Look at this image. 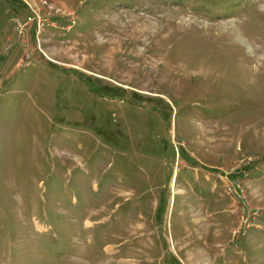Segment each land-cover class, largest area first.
<instances>
[{"label":"rangeland","instance_id":"rangeland-1","mask_svg":"<svg viewBox=\"0 0 264 264\" xmlns=\"http://www.w3.org/2000/svg\"><path fill=\"white\" fill-rule=\"evenodd\" d=\"M0 264H264V0H0Z\"/></svg>","mask_w":264,"mask_h":264},{"label":"bare ground","instance_id":"bare-ground-1","mask_svg":"<svg viewBox=\"0 0 264 264\" xmlns=\"http://www.w3.org/2000/svg\"><path fill=\"white\" fill-rule=\"evenodd\" d=\"M170 188H171V192H174V189H173V176H172V179H171V182H170Z\"/></svg>","mask_w":264,"mask_h":264}]
</instances>
